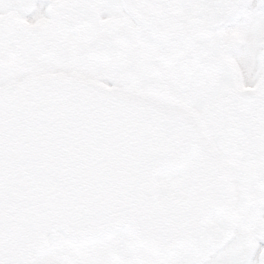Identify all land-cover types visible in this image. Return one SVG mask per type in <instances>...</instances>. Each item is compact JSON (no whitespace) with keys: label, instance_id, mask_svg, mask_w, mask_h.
Instances as JSON below:
<instances>
[{"label":"snow or ice","instance_id":"snow-or-ice-1","mask_svg":"<svg viewBox=\"0 0 264 264\" xmlns=\"http://www.w3.org/2000/svg\"><path fill=\"white\" fill-rule=\"evenodd\" d=\"M0 264H264V0H0Z\"/></svg>","mask_w":264,"mask_h":264}]
</instances>
